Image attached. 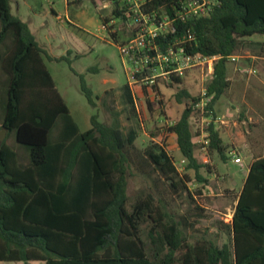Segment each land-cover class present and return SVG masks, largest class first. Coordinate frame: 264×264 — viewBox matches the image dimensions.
<instances>
[{
    "label": "trees",
    "instance_id": "16d2710c",
    "mask_svg": "<svg viewBox=\"0 0 264 264\" xmlns=\"http://www.w3.org/2000/svg\"><path fill=\"white\" fill-rule=\"evenodd\" d=\"M178 8L179 0H149L143 5L144 12L175 18L155 39L160 50L183 46L188 53L219 56L204 95L194 96L184 87L175 93L183 109L167 127L175 135L186 169L206 180L200 169L208 165L195 157L190 117L200 111L197 104L205 97H210L205 109L215 117L214 105L229 88V57L242 39L264 35V0H213L207 16L186 20L175 17ZM111 16L123 22L129 19L117 8ZM100 18L104 25L110 21L102 13ZM116 32L111 35L117 41ZM188 33L193 35L190 40ZM42 52L27 23L12 14L9 0H0V130L10 138L0 141V261L264 264V155L250 163L231 219L221 222L231 236L230 245L204 238L192 242L185 232L192 223L184 216L176 220L152 193L138 196L127 208L132 165L142 174L154 175L158 183L167 181L172 192L187 189V173L179 177L172 157L157 142L150 139L137 147L135 129L123 136L97 113L90 117L91 127L81 131ZM78 75L81 91L95 106L92 90ZM184 75L172 73L164 81L180 85ZM158 84L157 80L152 86L156 96L161 94ZM123 87L133 108L128 80ZM205 131L209 139L205 152L227 160L230 150L225 151L213 120ZM195 209L202 214L203 207ZM145 221L150 223L148 242L141 235Z\"/></svg>",
    "mask_w": 264,
    "mask_h": 264
},
{
    "label": "rangeland",
    "instance_id": "374dc122",
    "mask_svg": "<svg viewBox=\"0 0 264 264\" xmlns=\"http://www.w3.org/2000/svg\"><path fill=\"white\" fill-rule=\"evenodd\" d=\"M68 1L69 4L67 0H9L12 14L27 23L43 49L44 63L79 129L90 128V117L96 113L99 120L116 126L123 136L135 129L137 147H144L150 139L157 142L172 157L179 177L188 175L187 189L181 187L172 192L167 181L158 183L154 175L142 174L132 165L127 174V208L131 209L138 196L152 193L163 200L176 220L184 216L192 223L185 227L190 241L204 238L218 245H230L231 236L221 222L231 219L250 163L264 155V35L254 34L241 40L233 54L236 61L227 62L229 88L213 108L217 117L214 124L226 145L225 151L237 152L241 162L234 163L229 156L223 160L216 152L210 155L195 146L197 160L208 165L200 169L206 180H198L192 169H186L175 135L167 127L183 109L175 93L184 87L190 94L200 95L210 78L208 68L188 70L180 85L160 78L158 97L152 87L131 83L132 108L123 87L130 67L118 49L131 32L120 18L111 16L112 7L101 8V2L91 0ZM101 13L110 18L105 26ZM114 31L117 41L111 35ZM78 74L84 76L92 90L95 106L81 91ZM195 113L198 121L191 124L192 130L196 125L206 127L201 109ZM5 138H8L5 130H0V141ZM196 206L203 207L201 215L197 214ZM149 225L147 221L141 224L146 242ZM0 264L44 263L0 261Z\"/></svg>",
    "mask_w": 264,
    "mask_h": 264
},
{
    "label": "built area",
    "instance_id": "2783aa9c",
    "mask_svg": "<svg viewBox=\"0 0 264 264\" xmlns=\"http://www.w3.org/2000/svg\"><path fill=\"white\" fill-rule=\"evenodd\" d=\"M74 1V0H72ZM93 3L101 2V8L112 7L123 11L129 17L124 23L131 32L132 37L118 46L120 53L126 58L129 64L128 83L145 85L152 87L157 80L168 79L170 74L184 75L185 71L195 67H207L209 74L212 73L215 60L218 55L206 56L202 53H188L183 46L176 48L169 47L166 51L158 48L155 42L156 37L163 32H167L175 18L168 15H159L156 11L144 12L143 5L149 0H91ZM67 2H69L67 0ZM213 5V0H179V8L175 12V17L186 20L192 17L207 16ZM112 11V10H111ZM59 18V16H57ZM105 26V25H104ZM193 38L192 33H188L186 39ZM237 57L232 55L230 61H236ZM264 60V57H263ZM140 74L139 78L136 77ZM131 81V82H130ZM202 94H205L203 90ZM156 96V95H155ZM158 97V96H156ZM210 101V97L203 98L197 106L201 113H207L201 119L206 126L210 121H216L217 117L211 115V110L205 109ZM191 124L198 121L196 113L190 117ZM195 133L192 141L195 146L206 151L209 144L208 133L204 125L193 127ZM230 159L239 164L241 157L234 150L229 151Z\"/></svg>",
    "mask_w": 264,
    "mask_h": 264
},
{
    "label": "crops",
    "instance_id": "0c3cea01",
    "mask_svg": "<svg viewBox=\"0 0 264 264\" xmlns=\"http://www.w3.org/2000/svg\"><path fill=\"white\" fill-rule=\"evenodd\" d=\"M36 260H32V261H28V262H25V263H29V262H35ZM38 261H40V260H38ZM8 262H24V261H8ZM41 262H43L44 263V261H41ZM45 264V263H44Z\"/></svg>",
    "mask_w": 264,
    "mask_h": 264
}]
</instances>
